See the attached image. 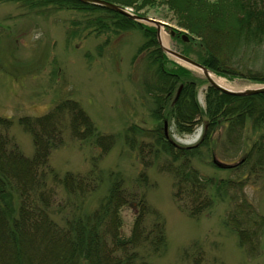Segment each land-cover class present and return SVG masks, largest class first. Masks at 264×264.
<instances>
[{"label": "trees", "instance_id": "16d2710c", "mask_svg": "<svg viewBox=\"0 0 264 264\" xmlns=\"http://www.w3.org/2000/svg\"><path fill=\"white\" fill-rule=\"evenodd\" d=\"M2 1L20 3L28 10L53 5L83 12L98 34L140 28L146 40L137 59H143L145 87L155 104L152 116L174 120L183 133L202 125L204 129L196 144L181 145L169 138L161 125L154 129L130 125L125 141L142 164L137 180L148 184V170L153 167L172 176L173 197L192 218L211 212L217 199L227 197L233 205L226 224L250 256L260 254L264 215L248 200L245 187L251 174L264 169V93L232 95L209 86L206 106L202 107L197 94L200 81L191 69L162 51L154 27L79 0ZM110 1L133 7L138 13L145 5L165 4L178 24L195 35L189 36L182 52L190 55L198 48L196 60L219 75L227 76L253 52L264 56V0H259L257 9L252 8V0ZM252 20L258 23H250ZM245 73L252 81L264 82L263 73ZM18 123L32 137V156H27L10 135L14 120L0 115V264H152L149 258L166 250L165 220L151 208L145 195L126 186L121 175L111 173L115 179L105 196L94 209L84 207L87 197L106 182L100 162L117 143V135L98 133L78 101L63 99L47 113L22 116ZM66 128L74 138L94 139L99 148L86 175L67 172L62 176L50 165L51 152L63 144ZM256 129L261 131L252 140L247 134ZM208 154L228 162L226 168L236 170L237 179H218L202 172L196 160ZM133 197L139 198L138 211L131 234L125 236L122 210ZM196 246L198 256L192 261L203 264L205 252ZM185 253L190 255L189 250Z\"/></svg>", "mask_w": 264, "mask_h": 264}, {"label": "rangeland", "instance_id": "374dc122", "mask_svg": "<svg viewBox=\"0 0 264 264\" xmlns=\"http://www.w3.org/2000/svg\"><path fill=\"white\" fill-rule=\"evenodd\" d=\"M252 1V8L257 9L260 1ZM140 14L195 36L178 24L176 16L165 4L145 5ZM87 18L83 12L53 5L28 10L17 2H0V115L14 120L10 135L27 156H32V137L19 125L18 119L26 115H43L63 99L78 101L93 120L98 133L117 135V143L100 162L106 182L97 193L87 197L84 205L87 210L94 209L105 196L115 179L111 173H115L125 179L130 190L145 195L151 208L165 220L167 248L149 258L152 264H194L192 259L198 256L196 245L205 252L203 264H264V245L259 255L250 256L240 245L237 233L226 224V215L233 205L227 197L217 199L211 212L192 218L178 207L173 197L172 176L153 167L148 170V184L137 180L142 164L137 152L125 141L127 129L132 124L148 129L161 125L164 129L166 120L152 116L155 104L145 87L143 59H137L138 49L146 38L138 27L121 33L98 34L88 25L91 19ZM253 22L258 23L250 21ZM162 30L169 38L170 47L182 51L186 43L182 34L173 37L165 28ZM196 52L190 56L197 59ZM260 54L253 52L240 67H231L227 76L220 77L239 89L260 85L262 82L247 77L250 72L264 74V56ZM238 71L243 74L233 75ZM193 73L200 81L198 100L205 107L209 84L200 71L193 69ZM168 131L177 143L192 145L200 140L203 128L199 126L191 133H183L177 129L174 120L168 119ZM260 131L256 129L247 135L254 140ZM64 137L63 144L51 152L50 165L62 176L67 172L86 175L92 168V156L99 152L94 139L74 138L68 128ZM208 156L215 162L214 156ZM208 156L196 160L202 172L218 179H237L236 170L219 166L218 162V168H215L209 163ZM215 157L224 162L218 155ZM245 193L264 215V169L248 177ZM136 199L139 198L133 197L122 210L125 236L131 234L137 215Z\"/></svg>", "mask_w": 264, "mask_h": 264}, {"label": "water", "instance_id": "95a60500", "mask_svg": "<svg viewBox=\"0 0 264 264\" xmlns=\"http://www.w3.org/2000/svg\"><path fill=\"white\" fill-rule=\"evenodd\" d=\"M79 1L116 11L118 13H121V14H123V15L131 18V19H134L140 23H143V24L154 25L157 28V35H158V41H159L160 47L165 53L171 55L177 61L182 62L183 64H185L191 68L201 70L202 73L205 75V77L208 79L210 85L213 86L214 88L224 92V93H228V94H232V95H243V96L244 95H254V94L264 93V84L259 85V86L244 88V89H228V88L222 87L212 80V78L210 77V74L212 72L208 67H206L202 63L196 61L195 59H193V58H191V57H189V56H187V55H185V54H183L177 50H174L170 47L164 46L162 43V40H161V35H160L162 28L167 29V31H169V33L172 36H175L177 33L182 31V30L175 29L172 25H170L167 22H164L162 20H158V19H155V18H152L149 16L134 14L132 11H130L128 9V7H125L121 4H118V3L112 2V1H108V0H79ZM182 37L186 41L189 40L188 34L186 32H184L182 34ZM165 133L169 137L168 121L167 120L165 121Z\"/></svg>", "mask_w": 264, "mask_h": 264}, {"label": "bare ground", "instance_id": "6f19581e", "mask_svg": "<svg viewBox=\"0 0 264 264\" xmlns=\"http://www.w3.org/2000/svg\"><path fill=\"white\" fill-rule=\"evenodd\" d=\"M108 1H110V0H108ZM113 2V1H112ZM84 3V2H83ZM88 4V3H87ZM119 4V3H118ZM92 5V4H91ZM122 5V4H121ZM123 6H125V5H123ZM125 7H128V9L130 10V11H132L134 14H140V13H138V12H136L135 10H132V9H134L133 7H130V6H125ZM132 8V9H131ZM140 15H143V14H140ZM144 16H146V15H144ZM127 17V16H126ZM129 18V17H128ZM129 19H131V18H129ZM131 20H133V21H135V22H138V21H136V20H134V19H131ZM138 23H140V22H138ZM140 24H142V23H140ZM143 25H146V24H143ZM147 26V25H146ZM161 40H162V43H163V45L164 46H166V47H170V43H169V38H168V36L164 33V31L163 30H161ZM198 71H200V72H202L201 70H199V69H197ZM210 77L212 78V80L214 81V82H216L217 84H219L220 86H222V87H225V88H228V89H239L237 86H235L234 84H232V83H230L228 80H226V79H224V78H222V77H219L218 75H216V74H214V73H211L210 74ZM23 151V150H22ZM218 165L219 166H227L228 165V163H224V162H221V161H218Z\"/></svg>", "mask_w": 264, "mask_h": 264}]
</instances>
